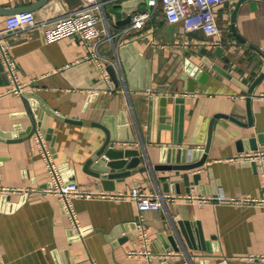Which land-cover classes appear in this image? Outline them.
I'll return each instance as SVG.
<instances>
[{"label":"crops","instance_id":"crops-1","mask_svg":"<svg viewBox=\"0 0 264 264\" xmlns=\"http://www.w3.org/2000/svg\"><path fill=\"white\" fill-rule=\"evenodd\" d=\"M38 1L0 0V43L22 85L9 90L0 48V188L27 189H0V261L264 264L248 257L264 255V201L255 200L264 195V158L239 155L264 151V0L217 4L214 35L169 22L160 0H142L150 16L141 27L118 23L124 0H102L101 20L83 35L46 41L37 27L1 31L10 9ZM80 2L47 0L32 10L53 18ZM33 122L65 180L107 193L136 184L162 197L143 213L150 256L128 254L142 247L130 198L69 195L80 225L73 230L59 196L44 190L50 177ZM101 124L111 128L102 151ZM127 148L138 153L107 155Z\"/></svg>","mask_w":264,"mask_h":264},{"label":"built area","instance_id":"built-area-1","mask_svg":"<svg viewBox=\"0 0 264 264\" xmlns=\"http://www.w3.org/2000/svg\"><path fill=\"white\" fill-rule=\"evenodd\" d=\"M165 18L169 22L180 21L185 30L200 29L207 35L219 34L214 8L217 4L226 0H160ZM157 0H147L148 5H155ZM101 12H103L102 0H81L80 4L62 15L49 18L38 17L32 9H25L10 13L5 18V26L1 30L4 33L13 32L23 28L37 27L41 30L46 41H54L71 34L83 35L88 29L93 28L101 20ZM150 16L149 12H136L131 16V25L133 27H141L144 21ZM108 38L111 37L108 33ZM0 48L6 63L7 70L13 80V85L9 90L20 93L22 85L17 81L15 76V62L6 55L3 45ZM90 56L98 62L100 57L96 45L92 46ZM102 70V66H100ZM37 145L46 161L47 171L50 177V184L44 188L59 196L64 210L69 214L73 222V230H79L73 206L68 200L69 195L77 197L83 196H101V197H119L130 198L135 201L138 209L137 218V238L142 244L140 248H131L128 250L129 255L150 256L149 244L151 238L145 223L143 213L150 209H158L162 205V197L158 194L146 192L138 185L131 186L127 191H119L114 193L92 192L88 189L81 188L75 181L65 180L61 174L57 164L52 159V153L45 142V135L41 130L36 129L34 133ZM240 157L246 160L258 159L262 162L264 151L242 152ZM262 166V163L260 164ZM263 176L261 181V189L264 194V169L261 170ZM1 190L27 191L25 188L1 187ZM170 198V195H168ZM188 199L194 198L192 195L187 196ZM195 198L200 203L212 200L211 197L205 195H196ZM243 200V199H242ZM246 200V199H245ZM248 200V199H247ZM257 201H264V195ZM173 251L166 250L163 256L171 254ZM175 252V251H174ZM249 258L258 257L264 259V255L249 254ZM0 264H3L0 261Z\"/></svg>","mask_w":264,"mask_h":264},{"label":"water","instance_id":"water-1","mask_svg":"<svg viewBox=\"0 0 264 264\" xmlns=\"http://www.w3.org/2000/svg\"><path fill=\"white\" fill-rule=\"evenodd\" d=\"M46 1L47 0H39L35 5L17 7L14 9H10V11H20V10H25V9H32V8H35V7H38L42 4H44ZM120 6H121V12L126 13L125 19H123L122 21H118V23H120V24H123V23H126L127 21H129L131 19L133 12H135V11L144 12L147 9V4L142 3V0H124L120 3ZM113 10H114V13H116V15L119 16L120 10H117V9H113ZM109 71H111V69ZM112 71H113V69H112ZM37 124L39 125V123L33 122V131L36 129ZM101 125L104 127V129L106 131V139H105L103 147L101 149V151H102L107 146V144H109L108 142H109L110 137H111V128L109 129L104 124H101ZM114 153L116 155H121L122 153L124 155L133 154V153L136 154V153H138V149L127 148L124 150H117V151L114 150V152H111V153L109 152V153H107V155L112 156ZM107 163L111 166H115V164L121 163V161L114 162V161L107 160ZM174 246H176V245H174ZM174 248H177V247H174ZM190 260L193 264L194 260L191 256H190Z\"/></svg>","mask_w":264,"mask_h":264}]
</instances>
